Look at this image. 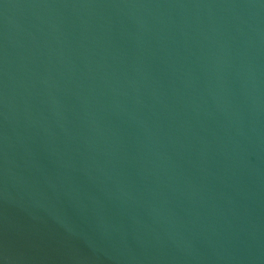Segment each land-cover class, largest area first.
Segmentation results:
<instances>
[{
    "label": "water",
    "instance_id": "95a60500",
    "mask_svg": "<svg viewBox=\"0 0 264 264\" xmlns=\"http://www.w3.org/2000/svg\"><path fill=\"white\" fill-rule=\"evenodd\" d=\"M0 264H264V0H0Z\"/></svg>",
    "mask_w": 264,
    "mask_h": 264
}]
</instances>
